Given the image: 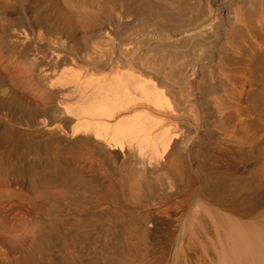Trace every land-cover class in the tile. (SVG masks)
Instances as JSON below:
<instances>
[{
    "label": "bare ground",
    "instance_id": "obj_1",
    "mask_svg": "<svg viewBox=\"0 0 264 264\" xmlns=\"http://www.w3.org/2000/svg\"><path fill=\"white\" fill-rule=\"evenodd\" d=\"M188 1L0 0V264H115L93 215L117 230L129 157L178 199L147 214L149 235L181 232L172 264H264V0H198L172 34L113 41Z\"/></svg>",
    "mask_w": 264,
    "mask_h": 264
},
{
    "label": "rangeland",
    "instance_id": "obj_2",
    "mask_svg": "<svg viewBox=\"0 0 264 264\" xmlns=\"http://www.w3.org/2000/svg\"><path fill=\"white\" fill-rule=\"evenodd\" d=\"M69 1L53 0L54 4ZM83 1L94 3V0ZM159 1L172 5V1L176 0ZM159 5L158 8L154 7L151 10V14L142 17L141 21L129 16L120 29V37H114L113 41L122 47H132L134 43L151 32V27H149L148 32L142 33L141 24H164L172 34V28L176 25L197 17L201 6L198 0H189L186 5L182 6L179 15L172 13V6ZM128 69H130L128 66H121L122 71ZM168 168H172V165H168ZM119 173L118 179L123 183L120 188H112L106 201L110 213L119 223L117 230L106 232V224L104 225L106 220L100 215L102 205L96 208L95 215L93 212L91 214L95 216L93 220L96 221V258L107 257L115 264H172L174 258L172 249L178 244L181 232H176L172 237L168 230L161 229L155 236L149 235L147 214L152 212L166 219L164 221H170L172 218L170 209L172 204L178 203V199L162 197L152 186L150 178L142 172L140 164L134 157H129L120 165Z\"/></svg>",
    "mask_w": 264,
    "mask_h": 264
}]
</instances>
